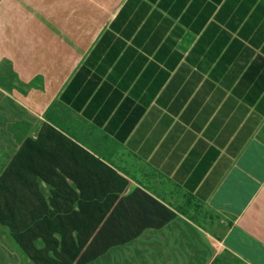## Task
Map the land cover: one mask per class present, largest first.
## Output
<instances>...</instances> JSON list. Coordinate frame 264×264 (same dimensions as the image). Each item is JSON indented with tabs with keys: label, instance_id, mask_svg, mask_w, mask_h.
<instances>
[{
	"label": "crops",
	"instance_id": "0c3cea01",
	"mask_svg": "<svg viewBox=\"0 0 264 264\" xmlns=\"http://www.w3.org/2000/svg\"><path fill=\"white\" fill-rule=\"evenodd\" d=\"M9 166L54 263L264 264V0H0Z\"/></svg>",
	"mask_w": 264,
	"mask_h": 264
},
{
	"label": "trees",
	"instance_id": "16d2710c",
	"mask_svg": "<svg viewBox=\"0 0 264 264\" xmlns=\"http://www.w3.org/2000/svg\"><path fill=\"white\" fill-rule=\"evenodd\" d=\"M15 159H19L18 155L15 157ZM12 171H13L12 166H9L0 175V224L8 225V227L11 230V233L14 236L15 242L19 245L22 252L34 264H59V263H54V260H52L51 256L48 254L50 252L48 251V249L45 248L37 249L32 245L31 239L29 237L22 235V233L18 232L19 231L18 229L14 230L15 227L14 224L16 223V219H15L16 215L14 214L18 212L20 198L19 196L16 197L14 195V190L12 189L11 185H8V183L6 182L7 176L11 175ZM21 202L22 205L24 204L25 208H28L29 206L31 208H35L36 207L35 205H37L39 208L47 207L45 206L44 201H38L35 199H28ZM51 204L52 201H49L50 206ZM38 207L36 208L38 209ZM50 218H51L50 216L47 217L44 215L43 222L45 223V220H48ZM34 240L35 239H33V241ZM66 252H69L68 249L61 246L60 251L58 253L54 251V254L57 256V258H59L58 256L62 257L63 255H66ZM76 252H78V249H76Z\"/></svg>",
	"mask_w": 264,
	"mask_h": 264
},
{
	"label": "rangeland",
	"instance_id": "374dc122",
	"mask_svg": "<svg viewBox=\"0 0 264 264\" xmlns=\"http://www.w3.org/2000/svg\"><path fill=\"white\" fill-rule=\"evenodd\" d=\"M216 218L214 219L213 222H215ZM222 220L220 218V222L219 224H221ZM223 226L225 227L226 226V222L224 221L223 222ZM222 229L224 228H221L220 231H218V234L220 235L222 233ZM228 256V253L225 252L224 250H221L220 253H219V256L215 259L216 261L215 262H212L211 264H241L238 260L235 262V261H232V260H229L228 262V259L227 257Z\"/></svg>",
	"mask_w": 264,
	"mask_h": 264
}]
</instances>
